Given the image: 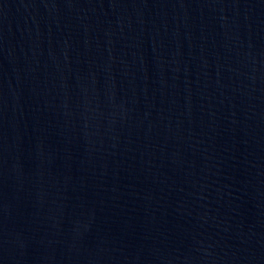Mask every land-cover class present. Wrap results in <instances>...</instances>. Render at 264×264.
I'll return each mask as SVG.
<instances>
[{"label": "water", "instance_id": "95a60500", "mask_svg": "<svg viewBox=\"0 0 264 264\" xmlns=\"http://www.w3.org/2000/svg\"><path fill=\"white\" fill-rule=\"evenodd\" d=\"M0 264H264V0H0Z\"/></svg>", "mask_w": 264, "mask_h": 264}]
</instances>
